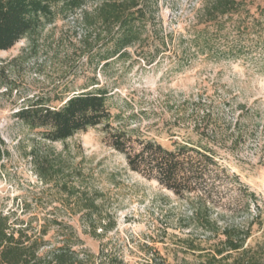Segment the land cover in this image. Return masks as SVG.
<instances>
[{
  "label": "rangeland",
  "instance_id": "374dc122",
  "mask_svg": "<svg viewBox=\"0 0 264 264\" xmlns=\"http://www.w3.org/2000/svg\"><path fill=\"white\" fill-rule=\"evenodd\" d=\"M149 1L140 42L103 67L97 54L103 46L88 56L81 10L46 24L34 43L20 39L0 50V211L36 234L46 226L44 249L67 237L70 224L79 239L73 248L91 264H143L152 255L168 264H197V252L181 239L198 236L208 247L223 238L226 224L248 228L244 247L264 264V0H237L241 13L211 25L207 45L194 39L208 0ZM99 2L88 0L82 9ZM239 19L247 26L242 35L234 28ZM92 79L96 84L88 87ZM98 89L106 91L112 126L133 139L208 149L215 164L201 190L217 235L204 241L210 234L201 223L188 222L195 200L132 171L101 125L52 142L14 116L27 99L43 97L59 107L57 97ZM63 183L67 191L60 190ZM76 190L99 193L93 216L112 229L90 232L84 211L67 195Z\"/></svg>",
  "mask_w": 264,
  "mask_h": 264
},
{
  "label": "trees",
  "instance_id": "16d2710c",
  "mask_svg": "<svg viewBox=\"0 0 264 264\" xmlns=\"http://www.w3.org/2000/svg\"><path fill=\"white\" fill-rule=\"evenodd\" d=\"M87 1L0 0V50L11 48L20 39L34 43L35 35L46 24L58 16L67 17L81 10L82 22L89 29L87 37H84L89 44L88 56L92 55V47L98 44L103 46V50L97 51L98 61L102 62L101 67L108 65L112 58L128 55L127 48L140 42L150 1L100 0L90 11L82 9ZM202 11L205 24L195 32L194 42L207 45L209 27L218 26L217 23L223 16L241 13V7L237 0H208ZM244 11L253 16L254 21L258 20L247 8ZM234 28L238 35H242L247 28L244 19H239ZM257 35L261 38L260 33ZM91 38L94 40L92 44ZM95 80L92 79L88 87L96 84ZM9 90L11 91V88ZM98 90H84L65 99L57 97L54 101L63 102L59 107L50 106L51 99H27L24 105L14 112V116L29 129H39L41 136L52 142H63L77 132L101 125L106 136H109L110 146L124 154L132 171L155 179L179 198L192 197L195 200L188 222L201 223L204 232L210 234L206 235L204 241L217 235L216 221L211 217V207L203 194L204 191L201 190V181L209 176V167L215 164L208 149L200 151L184 143H176L173 149H168L153 139H133L127 131L112 126L106 91ZM4 154L0 140V159ZM38 170L40 176H45L48 171L44 165ZM44 180L46 181V178ZM60 190H66V183L61 185ZM94 194L90 196L85 191L76 190L67 195L74 196V205L78 211H84L90 232L99 236L112 229L113 223H102L101 219L93 216L99 212L96 198L100 196L99 193ZM12 214L0 211V264H91L88 255H81L73 248L79 239L70 224L66 225L67 237L44 249L48 242L44 239L48 232L47 227L42 226L36 234L23 220H11ZM53 222L60 224L59 221ZM97 226L101 228L102 233H96ZM221 234L223 238L208 247L201 245L202 239L198 236L190 235L181 241L192 253L197 252V264H261L256 255L244 247L249 235L247 227L244 230L226 224ZM143 264L168 263L162 257L152 255Z\"/></svg>",
  "mask_w": 264,
  "mask_h": 264
}]
</instances>
